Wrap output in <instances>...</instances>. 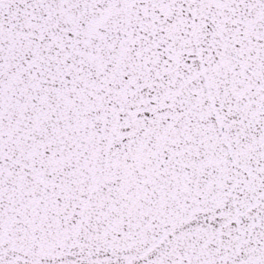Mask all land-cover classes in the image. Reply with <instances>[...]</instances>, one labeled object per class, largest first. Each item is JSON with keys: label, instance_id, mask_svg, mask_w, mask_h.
<instances>
[{"label": "snow or ice", "instance_id": "1", "mask_svg": "<svg viewBox=\"0 0 264 264\" xmlns=\"http://www.w3.org/2000/svg\"><path fill=\"white\" fill-rule=\"evenodd\" d=\"M0 264H264V0H0Z\"/></svg>", "mask_w": 264, "mask_h": 264}]
</instances>
